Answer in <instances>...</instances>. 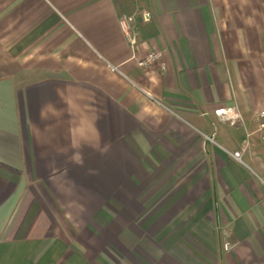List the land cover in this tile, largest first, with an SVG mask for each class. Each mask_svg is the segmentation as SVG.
<instances>
[{"label":"crops","instance_id":"1","mask_svg":"<svg viewBox=\"0 0 264 264\" xmlns=\"http://www.w3.org/2000/svg\"><path fill=\"white\" fill-rule=\"evenodd\" d=\"M262 109L264 0H0V264H264Z\"/></svg>","mask_w":264,"mask_h":264},{"label":"built area","instance_id":"2","mask_svg":"<svg viewBox=\"0 0 264 264\" xmlns=\"http://www.w3.org/2000/svg\"><path fill=\"white\" fill-rule=\"evenodd\" d=\"M134 22H135V18L133 15L123 14L119 18L120 28L126 35L129 36L128 38L131 44L134 43L133 37H130V32L132 30V25ZM159 58H160V52L158 51L149 52L142 59L138 60V64L142 67H146L151 63H153L154 61L158 60ZM213 112L214 115L220 121L228 122L231 125H234L238 120L241 119L238 109L236 108V106L233 105L217 108ZM258 117L260 119L259 127H258L259 136L261 141L264 142V109H262L259 112ZM257 178L261 183V185L264 187V164H262L260 173L257 174ZM224 247L227 248L228 243H226Z\"/></svg>","mask_w":264,"mask_h":264},{"label":"rangeland","instance_id":"3","mask_svg":"<svg viewBox=\"0 0 264 264\" xmlns=\"http://www.w3.org/2000/svg\"><path fill=\"white\" fill-rule=\"evenodd\" d=\"M257 146H258V148H262V149L264 148V144H257ZM259 156L264 158V153H261V155H259ZM238 163H240V162H238ZM240 164L245 169L246 173L248 174L247 180H248L249 185L252 184V183H256L257 184V182H256L257 180H256V177H255V174L252 172V170H250V168L244 166L243 163H240ZM252 189L254 190V188H252ZM258 189H260V190H258L259 193L255 194V192H254L253 198H254V196L255 197L258 196L259 204L260 205H264V189L260 188L259 184H258Z\"/></svg>","mask_w":264,"mask_h":264}]
</instances>
